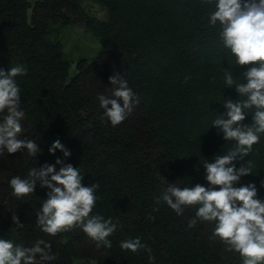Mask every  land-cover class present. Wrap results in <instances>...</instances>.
<instances>
[{"label": "trees", "instance_id": "trees-1", "mask_svg": "<svg viewBox=\"0 0 264 264\" xmlns=\"http://www.w3.org/2000/svg\"><path fill=\"white\" fill-rule=\"evenodd\" d=\"M87 1L102 5L107 18L90 13ZM211 10L200 0H0V68L27 70L16 78L25 112L20 138L42 150L35 157L26 149L0 156V238L25 247L49 242L57 257L51 264H74L76 258L81 264H241L237 253L212 238V223L188 227L195 208L178 216L163 201L156 203L169 183L206 186L203 161L233 146L212 122L225 113L224 100L244 99L225 86L224 70L239 78L245 69L223 46L219 23L210 25ZM68 25H84L102 45L93 61L78 60L73 76L55 39ZM117 73L140 102L113 127L101 120L97 97L110 94L109 77ZM254 110L244 109L245 125ZM57 139L70 157L48 152ZM57 157L80 168L85 186L100 184L93 214L117 224L111 248H97L79 228L55 237L41 232L36 212L48 190L39 183L24 199L11 195L13 176L26 177ZM246 159L256 167L241 183H255L264 199V136ZM13 213L22 228L12 223ZM135 237L151 252L120 248L122 240Z\"/></svg>", "mask_w": 264, "mask_h": 264}, {"label": "clouds", "instance_id": "clouds-1", "mask_svg": "<svg viewBox=\"0 0 264 264\" xmlns=\"http://www.w3.org/2000/svg\"><path fill=\"white\" fill-rule=\"evenodd\" d=\"M200 2L212 9L210 25L219 23L223 46L230 50L235 64L245 69L239 78L225 69L223 77L225 86L234 87L244 99L224 100L225 113L212 122L223 134L222 138L233 146L211 161H203L206 186L196 183L182 187L169 183L156 198V203L163 201L178 216L183 215L185 208H195L194 216L188 221L189 228L198 222L212 223V238L219 240L225 251L237 253L241 264H264V199L259 198L255 183H241L242 177L253 175L256 165L246 158L264 136V0ZM26 74L27 70L19 65L7 70L0 68V113H6L0 119V156L26 149L29 156L35 157L42 151L34 140L20 138L24 133L25 112L16 78ZM109 81L110 94H100L97 99L103 110L101 120L106 119L116 127L131 114L140 97L122 75L113 74ZM244 109H255L252 122L247 125L243 123L246 119ZM57 150L65 158L71 156V151L59 139L52 142L48 152L55 155ZM238 162L243 163L237 167ZM56 165H60L59 170ZM83 179L79 167L57 157L55 164L31 168L26 177L13 176L9 187L17 200L32 195L38 183L48 190L36 212V226L41 232L55 237L79 228L97 248H111L109 237L116 231L117 224L112 217L106 219L93 214L100 184L85 186ZM260 184L264 187V180ZM11 219L17 227H23L17 213H13ZM119 246L133 253L141 249L151 252L140 237L122 240ZM56 258L51 244L43 239L25 247L0 238V264H51Z\"/></svg>", "mask_w": 264, "mask_h": 264}, {"label": "rangeland", "instance_id": "rangeland-1", "mask_svg": "<svg viewBox=\"0 0 264 264\" xmlns=\"http://www.w3.org/2000/svg\"><path fill=\"white\" fill-rule=\"evenodd\" d=\"M34 2L35 0H30ZM87 10L95 16L106 19V9L97 2L87 1ZM63 44V51L71 63L69 74L73 76L77 72L76 64L79 59L86 58L93 61L101 50V41L91 34L84 25H68L64 27L55 38ZM74 264H81L79 259L74 260Z\"/></svg>", "mask_w": 264, "mask_h": 264}]
</instances>
